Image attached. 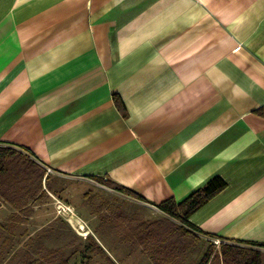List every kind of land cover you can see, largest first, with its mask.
<instances>
[{"label": "crops", "instance_id": "obj_1", "mask_svg": "<svg viewBox=\"0 0 264 264\" xmlns=\"http://www.w3.org/2000/svg\"><path fill=\"white\" fill-rule=\"evenodd\" d=\"M3 150L0 225L48 226L82 185L156 206L219 177L195 259L264 257V0H0ZM91 198L65 206L106 212Z\"/></svg>", "mask_w": 264, "mask_h": 264}, {"label": "rangeland", "instance_id": "obj_2", "mask_svg": "<svg viewBox=\"0 0 264 264\" xmlns=\"http://www.w3.org/2000/svg\"><path fill=\"white\" fill-rule=\"evenodd\" d=\"M100 183L101 187L91 189L79 186L73 193L66 194L67 199L65 196L59 197V201L55 198V203L42 212L41 218L51 220L48 226L14 225L13 228L6 226L0 229V264H164L162 257L167 255L164 251L174 249L177 263L187 264L191 258H199L208 246V242L199 244L190 242V239L178 246L174 244L176 237L165 240L163 234H154L152 238L158 245V257H154L152 253L156 252V247L149 243V236L145 234L147 225L142 226L141 222L151 224L158 219L161 221L163 213L156 206L136 200L115 199L104 182ZM92 192L94 195H91ZM89 194L107 203L106 212L91 217L88 211L89 217L80 216L81 220L77 211L66 207L65 203L84 206L88 202H84L83 198ZM113 199L116 201L111 204ZM113 204L117 205L116 208ZM162 222L157 224L163 225ZM25 231L31 232L30 238L23 237ZM87 236L93 239H87ZM214 245L212 249L216 250Z\"/></svg>", "mask_w": 264, "mask_h": 264}, {"label": "trees", "instance_id": "obj_3", "mask_svg": "<svg viewBox=\"0 0 264 264\" xmlns=\"http://www.w3.org/2000/svg\"><path fill=\"white\" fill-rule=\"evenodd\" d=\"M2 155L10 156V153L5 150L0 151V162L1 158L3 157ZM41 174L42 172H39V177L41 176ZM224 187L225 182L219 177H215L211 179L203 188L192 192L180 202H176L174 199L170 198L156 204V207L165 215H163V220L159 221L158 219L151 224L147 222H141L142 226L147 225L145 234H148L149 236V243H152V245L156 247L154 249L156 250V252L152 253V255L154 257H158V245H156L157 241L153 240L154 234H156V236L158 234H163L165 240L170 237H176L177 239L174 244H177L178 246H181V243L184 241H188V239H190V242L195 241L196 234L193 232L194 228L188 223L187 218L193 211L199 208L205 201L222 190ZM116 189L119 191L131 193L133 197H140L137 194L130 192V190L124 188L123 186L118 185L116 186ZM170 218H173L180 223H174ZM161 222L163 225L157 224ZM152 224L153 226L150 227ZM6 226H11L12 228L14 227V225H7V223L5 222V224L0 225V229L3 230L4 228H6ZM30 233V231H25L23 237L28 236V238H30L32 235H30ZM86 238L93 239L92 236H87ZM149 243L147 244L148 246ZM259 245L264 246V243ZM210 251L211 250H209V252ZM164 252L165 254H167L164 255V257L161 256L165 259L164 264H182L177 263L176 261L178 256L176 255L175 249L173 251L166 250ZM209 252H207L198 262L196 259L191 258V260L187 264H206L209 257ZM221 262L222 264H264V258H262V252L257 249L247 247L245 248L237 245H221Z\"/></svg>", "mask_w": 264, "mask_h": 264}]
</instances>
